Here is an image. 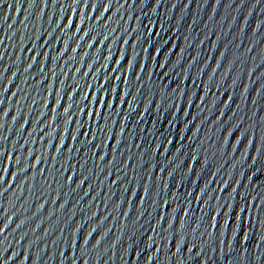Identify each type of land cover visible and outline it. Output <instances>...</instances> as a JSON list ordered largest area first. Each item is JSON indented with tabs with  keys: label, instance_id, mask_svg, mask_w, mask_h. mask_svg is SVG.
I'll return each instance as SVG.
<instances>
[{
	"label": "water",
	"instance_id": "obj_1",
	"mask_svg": "<svg viewBox=\"0 0 264 264\" xmlns=\"http://www.w3.org/2000/svg\"><path fill=\"white\" fill-rule=\"evenodd\" d=\"M71 3L0 0L3 259L16 253L9 264H71L75 252L77 264H264V0H112L99 21L106 0H88L87 8L81 0L69 31L81 11L91 19L59 59ZM88 25H96L94 33L79 40ZM70 105L69 124L63 108ZM85 132L97 134L91 145ZM60 136L65 146L57 154ZM29 150L28 171L13 181ZM36 155L48 161L33 179ZM60 164L65 180L76 172L71 184L58 176ZM41 167L54 178L45 182Z\"/></svg>",
	"mask_w": 264,
	"mask_h": 264
},
{
	"label": "snow or ice",
	"instance_id": "obj_2",
	"mask_svg": "<svg viewBox=\"0 0 264 264\" xmlns=\"http://www.w3.org/2000/svg\"><path fill=\"white\" fill-rule=\"evenodd\" d=\"M65 2H67V0H65ZM80 2H81V0H72V3H71L70 5H68L69 7L72 8V12L70 13V15H69V17H68V20H67V23L64 25V28H63L64 34H65V38L63 39L64 48H63V50H62L61 52H59V59H60V57H62V56L64 55L65 52L68 51L69 40H71L72 38L76 37V34L79 33V32L81 31V28L87 24V22H88L89 19H91V13H89V16L86 18L84 12L81 11V13H80V15H79L78 22H77L76 25H75V30H74V31H71V32L69 31L70 29L73 28V20L76 18L75 7H76L77 5H79ZM54 3H55V0H53V4H54ZM111 6H112V0H106V3H105V5H104V7H103V10L99 13V16L96 17L97 21H99V20L101 19V17H104V14L109 10V8H110ZM83 7H84V8H87V7H88V0H83ZM95 10H96V4L93 3V5H92V12H95ZM61 19H62V16H61L60 19H58V20L56 21V26H57V27L60 26ZM109 19H111V18H109ZM25 20H27V17H25ZM95 28H96V25H88V26L84 29L83 35L79 37V40H83L85 37H88L90 33H94V29H95ZM111 31L114 32L115 29H112ZM39 35H40V34H39V32H38V33H37V36H36V39H39ZM48 35H49V37H51V32H49ZM103 39L108 40L109 37H108L107 35H104V36H103ZM90 41H91V43L88 44V47H89V48H91L92 45H93L94 43H96V37L94 36V34L92 35ZM123 42H124V43H128V41H126V40L123 41ZM44 43H45V45H47V41H45ZM100 43L102 44V40L100 41ZM79 47H80V44H79V42H78V43H77V44L71 49L72 52L75 53ZM39 55H40V52L37 51V52L35 53V55L32 57V61H31L30 63H28L27 66L25 67V71H26V72H27L29 69H31V68L33 67V64L36 62V56H39ZM43 55H44V61H47V60H48V52L45 51V52L43 53ZM85 55H87V53H85ZM2 59H3V57L0 56V60H2ZM124 59H125V58H124ZM44 61H42L41 72H43V63H44ZM127 63H129V68H132V67H133L130 61H128ZM161 67H162V65H161ZM76 71L79 72V69H76ZM85 74L87 75V73H85ZM13 76H15V73H13ZM52 78H53V79L55 78V73H52ZM186 78H187V77H186ZM116 79L119 80V79H120V76H117ZM137 79H139V77H137ZM125 80H126V77H125ZM233 82H234V81H233ZM8 83L11 84V80H9ZM40 83H42V79H41ZM60 83H62V81H60ZM122 83H123V81H122ZM52 87H53V85L49 83V85H48V96H51V95H52V91H51V90H52ZM100 88H101V89H104V85H100ZM6 90H7V89H5V91H6ZM207 90H209V89H207ZM13 95H15V93H13ZM127 95H129V93H127ZM86 99H87V97H86ZM115 99H116V101H117L118 103H122V104L125 103V100H122L121 97H119V96H116ZM48 102H49V101H48L47 99H45V101H44V106H45V108L47 107ZM2 103H3V101L0 100V104H2ZM54 103H55V106H58V107L60 108V105H61V97L58 95V92L56 93V99H55V102H54ZM100 103H101L100 101H97V104H100ZM103 106H104V107H109L110 105H108V104H104ZM71 107H73V105H70L69 107H64V108H63V115H64V117H65V120H67V121L69 122V124L72 122V119H73V117H72V115H71V112H70ZM4 115H5V116L7 115V111L4 112ZM18 115H19V112H17V116H18ZM40 115H43V113H41ZM90 118H91L93 121H95V120H96V113H92ZM13 119L15 120V117H14ZM55 121H56V115H55V108H54V109H53V115H52V117H51V122H50V124H53ZM2 127H3V125L0 124V128H2ZM20 127H21V129H23L24 124H21ZM66 127H68V125H66ZM53 130L55 131L54 128H53ZM101 131H103V129H101ZM84 135H85V136H89V135H90V139L87 140V143H88L89 145H91L92 142H93L94 140H96V138H97V134L92 133V132H85ZM108 139H111V137L108 138ZM2 140H3V137H0V142H2ZM71 140H72L73 142H75V141L77 140V136H75V135L72 134V136H71ZM168 143H171V141H168ZM250 143H251V141H250ZM52 144H53V141H52V139H51V136H49V139H48L46 145H48V147L51 149V148H52ZM64 146H65V142H64V140H63V137L60 136V138H59V143H58L57 147L55 148V153H57V154H61V152H62ZM4 151H5V149L0 148V158H3V157H4ZM72 151H73V149L70 148V149H69V153H71ZM113 152H114V151H113ZM32 156H33V152H32V150H29V151L27 152V156H26L25 159H24V163H23V165H22L21 167L18 168V171H17V172H14V173L12 174V179H13V181L15 180L16 175H18L19 172H26V171H28V169H29V164H28L27 161H28V158H31ZM106 156H107V153H105V154H103V155L101 154V155L99 156V160H100V161H103V160L105 159ZM114 156H115V155H113V157H112V161H111V163H114V162H115V161H114ZM61 158H62V157H61ZM193 160H195V156L193 157ZM43 161H48V160H46L42 155H36L35 159L32 161V163H31L30 166H31V168L33 169V172H32V173L34 174V175H33V179H35V169L37 168V166L41 165ZM51 161L55 162V161H56V156H52V157H51ZM10 162H11V156H9V157H8V160L5 162V166H4L3 170H2L3 173H5V174L7 173V171H8V164H9ZM15 163H16L17 165H20V164H21V161H20L19 159H17ZM48 163H49V162H48ZM60 168H61V172L58 173V176L63 175V178H64V172L67 171L68 169H65V167H64L63 164H60ZM81 170H82V169H81ZM46 171H47V176L45 177V182H47V180H49L50 177H51V179L54 178V176L51 175L50 170H47L45 167H41V168H40V174H41V175H43ZM160 171H163V169H160ZM75 175H76V172L73 171L72 174H71V175H68V176H67V179L65 180V178H64V180L67 182V184H71L72 181H73V177H74ZM111 175H112V173L109 171L105 176L109 177V176H111ZM86 179H87V176H83V177L79 180V183L76 184V188L78 189L81 185H83V184L85 183V180H86ZM3 182H4V175H0V186L3 185ZM23 182H24V181H23ZM116 182H117V180H116V177H115V179L112 181V183L115 184ZM59 185H60V180L57 179V181H56V186H59ZM10 186H11V185H9V187H10ZM49 187H50V185H49ZM56 188H57V191H56L55 196L53 197V201H52L53 203H55V201H56L57 199H59V197H60V191H61V188H62V187H56ZM90 189H91V185H89V190H90ZM6 191H7V188H2V187H0V196H3L4 192H6ZM57 192H58V194H57ZM143 192H144V194H145V197H147L148 194H149V188H147V187L145 186L144 189H143ZM87 194H88L87 192L84 193V195H87ZM131 195H133V192H131ZM65 196H67V193H65ZM94 198H95V197H93V199H94ZM143 202H144V201L141 200V203H143ZM66 203H67V202L64 201V203H62V204L60 205V208L63 209V208L65 207V204H66ZM43 206H44V205L41 204L40 207L42 208ZM37 211H39V209H38ZM91 215H92V217H95V216H96V212L93 211ZM109 215H110V214H109ZM127 215H128V213L125 212V213H124V216H127ZM139 215H143V213H138V216H139ZM89 218H91V217H89ZM105 219H107V216L105 217ZM163 219H164V218L161 217V221H162ZM101 222H103V221H101ZM23 223H25V221H24V220H21V221H20V224H23ZM20 224H18L17 227H20ZM168 224H169V228L172 229V227H173V223H169V221H168ZM7 227H8V223L5 222V223L3 224V226L0 227V234H2L3 231H4V229H6ZM82 227H83V224H82ZM80 230H81V227L78 226V224H77V225L75 226V228L73 229V232H72V238H71V241H72L71 246H72L73 249H75V247H76V241H77V236L75 235V233H77V232L80 233ZM96 231H97L96 228H92V229H90V230L88 231V233H87L89 239H87V240L83 239V245H85L86 247L82 246V248H81V250H80V255H81V256H83V255L87 252V250H88V247H87V246L89 245V240H90V238H91L93 232H96ZM105 235H107V232H105ZM103 239H104V238H101L100 240H97V241H96V245H93V247L98 246V245L101 243V241H102ZM0 244H3V241H2V240H0ZM4 250H6V249H0V264H9V261H10L11 259H13V258L16 256V253H13L12 256L8 258V260H5V259H3V255H2V253H3ZM176 251L179 252V251H180V247L177 246ZM189 251H191V249H189ZM72 255H73V259H72V261H71V264H77V261H76V259H75V255H76V253L73 252ZM136 255L139 256V253H137ZM27 259H28V257L25 256L24 260L26 261ZM151 262H152V260L149 262V264H151ZM21 264H24V261H22ZM61 264H64V262L62 261ZM84 264H88V261L85 260V261H84Z\"/></svg>",
	"mask_w": 264,
	"mask_h": 264
}]
</instances>
